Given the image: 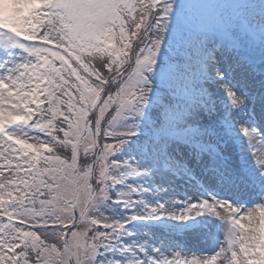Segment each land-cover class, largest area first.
Instances as JSON below:
<instances>
[{
	"label": "snow or ice",
	"instance_id": "6c2138e0",
	"mask_svg": "<svg viewBox=\"0 0 264 264\" xmlns=\"http://www.w3.org/2000/svg\"><path fill=\"white\" fill-rule=\"evenodd\" d=\"M0 264H264V0H0Z\"/></svg>",
	"mask_w": 264,
	"mask_h": 264
}]
</instances>
